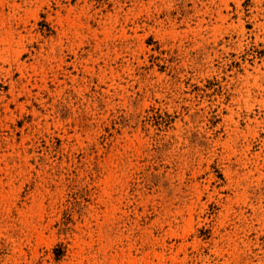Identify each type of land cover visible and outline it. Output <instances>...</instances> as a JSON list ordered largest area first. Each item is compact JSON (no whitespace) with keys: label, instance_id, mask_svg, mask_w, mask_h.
<instances>
[{"label":"rangeland","instance_id":"rangeland-1","mask_svg":"<svg viewBox=\"0 0 264 264\" xmlns=\"http://www.w3.org/2000/svg\"><path fill=\"white\" fill-rule=\"evenodd\" d=\"M0 264H264V0H0Z\"/></svg>","mask_w":264,"mask_h":264}]
</instances>
